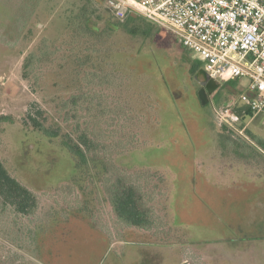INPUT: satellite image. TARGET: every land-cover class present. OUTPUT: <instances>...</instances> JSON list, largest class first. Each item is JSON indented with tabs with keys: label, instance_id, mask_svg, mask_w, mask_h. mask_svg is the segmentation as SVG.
<instances>
[{
	"label": "rangeland",
	"instance_id": "374dc122",
	"mask_svg": "<svg viewBox=\"0 0 264 264\" xmlns=\"http://www.w3.org/2000/svg\"><path fill=\"white\" fill-rule=\"evenodd\" d=\"M80 10L92 15L101 31L107 21H117L118 29L108 31L99 42L105 40L109 46L115 41L113 46L123 48L120 55L125 57L138 51L135 63L130 60L125 67L149 75L150 85L159 92L158 134L127 154L128 145L134 146L128 117L133 108L123 100L125 81L120 73L86 66L82 82L75 87L59 66L63 63L60 59H53L49 73H43L47 67L43 53L56 45L67 22ZM113 16L106 0H0V77L4 79L0 85V158L11 174L32 190L37 203L32 212L22 214L0 197L1 248L35 261L28 251L36 224L57 212L65 213L75 201L82 203L74 181L78 176L74 160L59 138L50 139L33 129V119H37L67 130L73 137L83 130L94 140L97 153L106 152L110 157L125 153L117 158L118 163L138 169L117 167L109 177L125 178L135 185L145 182V204L161 223L159 229L147 232L178 242L175 248L162 250L165 257L150 255L149 247L144 251L133 248L123 239L124 224L98 197L94 219L110 235L117 253L108 249L96 264H151L154 258L156 264H264V193L258 195L263 203L256 204L250 199L257 194L248 195L249 188L237 185L222 193L204 188V179L219 185L209 173L210 160L226 149L218 145L225 138L240 139L237 131L249 100L247 80H235L233 88L220 85L208 94L210 103L203 104L188 71L187 50L170 32L156 26L148 36L132 35L123 27L126 19ZM188 55L195 52L189 50ZM72 94L78 97L76 103L68 102ZM215 109H223L222 117L228 118L229 124ZM258 121L264 126V118ZM250 133L243 131L253 139ZM259 147L264 151V145ZM228 149L232 151L234 146ZM243 153L264 173L263 152L248 146L239 155ZM235 164V179L241 177L243 183L250 175ZM163 179L168 185L166 201L164 195L156 194L163 190ZM169 227L174 228L172 232H167Z\"/></svg>",
	"mask_w": 264,
	"mask_h": 264
},
{
	"label": "trees",
	"instance_id": "16d2710c",
	"mask_svg": "<svg viewBox=\"0 0 264 264\" xmlns=\"http://www.w3.org/2000/svg\"><path fill=\"white\" fill-rule=\"evenodd\" d=\"M108 8L109 13L111 12L113 16L111 8ZM125 19L123 27L126 26L127 32L132 35L148 36L156 27L145 17L132 11L127 12L121 20ZM118 27L117 21L113 23L107 21L106 28L101 31L95 24L92 15L84 10L78 11L67 22L56 45L51 44V47L48 48L49 51L43 53V59L47 60L45 62L47 67L43 73H49L51 69L49 66L53 59L63 61L59 66L66 70L67 77L71 78V84L74 87L77 83L82 82V78L86 74L84 71L86 66L92 69L97 67L98 71L110 69L113 73H120L125 81L122 89L125 98H122L133 108V112L131 115L129 113L128 117H131L134 130V135H132L134 146L128 145L125 151L127 154L132 147L140 148L144 141H149L153 135L158 134L161 115L159 92L158 89L150 85L149 75H145L135 68L127 69L124 65L130 60L135 63L138 51L132 56L129 52V57H125L124 54L120 55L123 52L120 50L123 48L119 49L113 46L116 44L115 41L112 40L109 46L104 43L105 40L99 42L103 35H108V31L113 33ZM107 38L110 37L107 36ZM184 49L187 50V52H183L189 74L196 81L198 89L203 86L207 94H210L220 85L226 88L236 86L237 80L219 82L210 78L202 67L201 58L197 55H188L189 49L186 47ZM69 63L70 65H68ZM108 63H111L110 66ZM71 96V100L68 102L76 103L78 97L73 94ZM245 112L250 113L248 106ZM33 129L50 139L59 138L60 143L68 150L74 160V167L78 171V176L74 181L76 182V191L82 197V203L75 201L77 202L74 203L75 206L69 207L65 213L57 212L46 222H41L40 225L36 224V230H33L34 234L31 240L32 249L27 250L29 254L31 252L32 258L36 262L26 259L22 255L11 253L10 249L3 250L0 246V264L98 263L108 249H113L112 238L103 228L99 227L93 216L99 203L98 197L102 198L104 205L110 208L115 218L124 224L123 239L133 248L144 251L146 247H149L147 250L150 255L158 253L163 255V249L173 246L175 248L178 244L176 240L168 238L169 236L160 239L157 233L147 232L154 227L159 229L161 223L160 220L157 221L154 218L152 209L145 204L144 197L147 196L144 192L145 182L135 185L127 183L125 178L109 177V175H114L112 171L117 167L124 170L138 169L127 168L118 163L117 158L125 153L116 154V157H110V154H106V152L97 153L94 150V140H90L83 130L73 137V133L67 130L62 131L60 127L46 126L37 119H33ZM254 140L259 145H264V141L257 137H254ZM163 180L164 184L161 185L163 190L156 194L164 195L166 201L168 185L166 179ZM30 186L33 188L32 184ZM0 197L3 202L10 204L15 211L22 214L32 212L37 204L32 190L26 186V183L11 174L1 158ZM172 228L169 227L167 232H172ZM113 250L117 253L115 249ZM155 260V258L152 259L151 264H156Z\"/></svg>",
	"mask_w": 264,
	"mask_h": 264
},
{
	"label": "built area",
	"instance_id": "2783aa9c",
	"mask_svg": "<svg viewBox=\"0 0 264 264\" xmlns=\"http://www.w3.org/2000/svg\"><path fill=\"white\" fill-rule=\"evenodd\" d=\"M106 3L117 18L132 11L170 32L177 42L201 58L210 78L219 82L246 79V90L253 94L248 107L264 111V0H106ZM3 84L0 77V85ZM215 113L229 124L228 118L222 117L223 109H215ZM224 113L229 115V109Z\"/></svg>",
	"mask_w": 264,
	"mask_h": 264
},
{
	"label": "crops",
	"instance_id": "0c3cea01",
	"mask_svg": "<svg viewBox=\"0 0 264 264\" xmlns=\"http://www.w3.org/2000/svg\"><path fill=\"white\" fill-rule=\"evenodd\" d=\"M248 97H252V93L248 91ZM247 104L245 109L247 108ZM264 118V111H252L250 109V113H246L243 118L242 122L239 127V131H237L239 138L240 139H232L231 138H225L223 143H220L218 146H226V149L219 150L220 152H217L215 156L213 157L215 160L211 162L210 166V175H213V178L218 182L219 185L217 184H212L208 179H204V188H207V192H212V191H217L219 193H222L225 191L228 187L232 186H241L243 187V190L245 188H249L247 190L248 195L250 194H257L255 197H251L250 202L251 203H256V204H262L263 201L260 200L258 197L259 194L264 193V173L261 171L260 168H258L256 162H253V159L250 158H245L246 156L244 155H239V152L241 151L242 148L251 146L254 149H256L259 152H263L261 148L259 147L260 145L256 143V140L254 138H249L246 137V135L243 134V131L250 133L252 131V135L257 137V139H260L264 141V126L260 125L258 119H263ZM250 133V134H251ZM234 146V149L229 150L230 146ZM258 148H257V147ZM221 147V148H222ZM232 154V155H231ZM233 156V158H231ZM234 160V161H233ZM240 160V162H238ZM239 163V166H242L243 170L248 172L250 177H246L245 181L243 183L240 182V178L236 180V175L233 170H237L235 168L237 165L235 163ZM235 165V167H234ZM209 167V166H208ZM235 168V169H234ZM208 175V176H210ZM244 179V177H243ZM255 179V180H253ZM249 180V181H246ZM215 186L212 187L211 186ZM244 192V191H243ZM249 201V199H246V203Z\"/></svg>",
	"mask_w": 264,
	"mask_h": 264
},
{
	"label": "water",
	"instance_id": "95a60500",
	"mask_svg": "<svg viewBox=\"0 0 264 264\" xmlns=\"http://www.w3.org/2000/svg\"><path fill=\"white\" fill-rule=\"evenodd\" d=\"M198 96L200 98L201 103L203 104L208 103L209 101L208 94L203 86L199 88Z\"/></svg>",
	"mask_w": 264,
	"mask_h": 264
},
{
	"label": "flooded vegetation",
	"instance_id": "af4514ba",
	"mask_svg": "<svg viewBox=\"0 0 264 264\" xmlns=\"http://www.w3.org/2000/svg\"><path fill=\"white\" fill-rule=\"evenodd\" d=\"M209 98V97H208ZM208 103H210L209 101H208Z\"/></svg>",
	"mask_w": 264,
	"mask_h": 264
}]
</instances>
